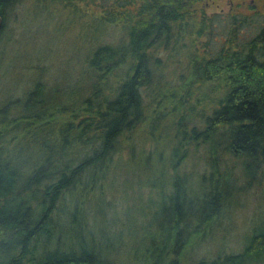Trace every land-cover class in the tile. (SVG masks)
<instances>
[{"label": "trees", "instance_id": "obj_1", "mask_svg": "<svg viewBox=\"0 0 264 264\" xmlns=\"http://www.w3.org/2000/svg\"><path fill=\"white\" fill-rule=\"evenodd\" d=\"M31 1L42 13L78 2L101 13L75 97L56 89L52 103V87L38 79L0 104V264H264V218L240 251L195 257L236 188L221 160L235 157L247 183L264 164V0H235L224 15L207 12L217 0ZM18 2L0 0V38ZM3 53L1 42L0 66ZM144 127L149 151L133 137ZM194 145L210 170L192 189L176 171ZM164 152L176 173L168 182ZM125 164L136 197L145 191L148 201L137 203L130 227L124 206L97 226L95 211L110 204L105 195L118 191ZM142 219L150 239L137 260L126 256L135 245L125 233L141 230Z\"/></svg>", "mask_w": 264, "mask_h": 264}, {"label": "rangeland", "instance_id": "obj_2", "mask_svg": "<svg viewBox=\"0 0 264 264\" xmlns=\"http://www.w3.org/2000/svg\"><path fill=\"white\" fill-rule=\"evenodd\" d=\"M238 2H241V0ZM75 4L76 6L73 7H62L60 5L55 8V5H53V8L42 13L39 12V7L34 5L31 0H21L12 8L6 18L7 21L0 38L4 50L2 54L3 61L0 66V104L7 101L8 98L16 101L38 79L52 87L50 92L53 97L48 96L51 102L52 100L59 101L55 96L57 94L56 89L59 90L60 95L63 94L62 89L67 90L68 95L63 97L64 99H71L77 95L80 75L87 72L85 60L90 53V48L94 45L95 39L92 38L95 36L93 25L99 21L101 9L98 5L83 2ZM236 4L235 0H217L207 12H219L224 15ZM222 22L221 17L215 27L214 37L216 43H214V46L216 47L219 46L221 35L225 29ZM245 34L246 32L242 34V37ZM69 87L72 89L70 90ZM50 92L43 89L42 94L49 95ZM133 137L137 139L136 149L142 146L145 151H149L151 144L147 128L140 129L133 134ZM191 148L192 153L188 152V156H185L177 165L176 173L185 176L187 184L191 186L190 188L195 189L200 176L202 174L207 175L210 168L206 161L207 155L202 146L194 145ZM127 153L128 150L123 148V151L117 156L125 158ZM117 156H114V158L116 159ZM162 158L164 161L161 172L164 173L168 182L172 179V175L176 173L170 168L169 158L165 155V152ZM230 158L227 157L225 160H221L220 170L225 167L229 172L233 174L235 172L234 185L236 188L232 190L230 199L222 214L219 213L216 218L217 223L214 222L211 229L208 228L203 232L201 236L203 239L202 244L206 243L196 249L195 257L198 259H202V257L212 259L219 252L235 253L240 251L249 230L264 218V164L260 167L261 172L256 174L257 178L253 182L247 183L242 179L243 176L241 177L242 172H240L238 160L232 156ZM153 164L156 171L161 166L156 160ZM131 168H134L133 165H131ZM131 168L127 167V164L124 168L119 166L118 173L120 176L118 175L117 179L121 183L117 187L118 191L111 192L112 195L106 193L104 200L105 202L109 201L110 204L103 206V214H101V210L96 209L94 215H97V226L106 219L116 218L118 216L116 212H120V208L124 206L122 213L127 214L123 219H126L130 227L133 225L131 222H134L132 216L136 215L134 208L137 207V203L140 202V205H144L148 201L145 191L141 197H136L138 192L137 183L136 178L129 171ZM140 175L142 173L139 174V177ZM142 177L140 180H142ZM122 183L123 185H121ZM133 183L135 184L133 185ZM130 187L132 188L130 189ZM169 187L170 184H168L167 190L170 189ZM124 188L127 189V198L125 193L122 194ZM129 189L130 191H128ZM158 191L159 189H157V193L152 195V198L157 201L160 199ZM91 199L93 200V198ZM127 208H129L128 212ZM141 225V230H137L132 234L125 233L126 239H129L131 244L135 245L133 250H126V256L130 253L137 260L144 253L145 247L149 245L150 239L149 229L146 228L148 225L146 219H142ZM102 234L106 235L105 232ZM107 235L113 237L114 240L116 239L110 232ZM208 240L213 241L207 243Z\"/></svg>", "mask_w": 264, "mask_h": 264}, {"label": "water", "instance_id": "obj_3", "mask_svg": "<svg viewBox=\"0 0 264 264\" xmlns=\"http://www.w3.org/2000/svg\"><path fill=\"white\" fill-rule=\"evenodd\" d=\"M0 22H1V19H0Z\"/></svg>", "mask_w": 264, "mask_h": 264}]
</instances>
